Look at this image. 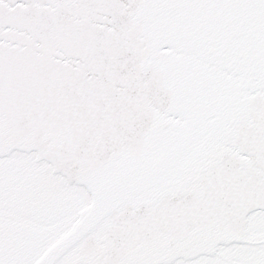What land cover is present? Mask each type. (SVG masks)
Returning a JSON list of instances; mask_svg holds the SVG:
<instances>
[{
    "label": "snow or ice",
    "instance_id": "6c2138e0",
    "mask_svg": "<svg viewBox=\"0 0 264 264\" xmlns=\"http://www.w3.org/2000/svg\"><path fill=\"white\" fill-rule=\"evenodd\" d=\"M0 264H264V0H0Z\"/></svg>",
    "mask_w": 264,
    "mask_h": 264
}]
</instances>
